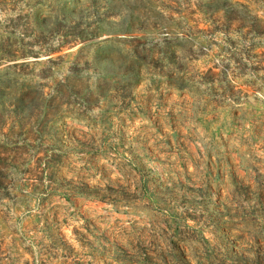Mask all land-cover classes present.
Masks as SVG:
<instances>
[{
  "label": "rangeland",
  "instance_id": "rangeland-1",
  "mask_svg": "<svg viewBox=\"0 0 264 264\" xmlns=\"http://www.w3.org/2000/svg\"><path fill=\"white\" fill-rule=\"evenodd\" d=\"M0 264H264V0H0Z\"/></svg>",
  "mask_w": 264,
  "mask_h": 264
}]
</instances>
